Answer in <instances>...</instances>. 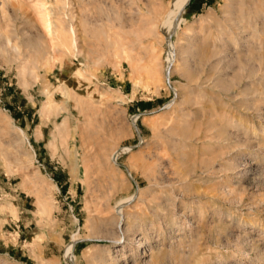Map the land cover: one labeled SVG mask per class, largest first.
<instances>
[{"label": "rangeland", "instance_id": "1", "mask_svg": "<svg viewBox=\"0 0 264 264\" xmlns=\"http://www.w3.org/2000/svg\"><path fill=\"white\" fill-rule=\"evenodd\" d=\"M0 264H264V0H0Z\"/></svg>", "mask_w": 264, "mask_h": 264}, {"label": "bare ground", "instance_id": "2", "mask_svg": "<svg viewBox=\"0 0 264 264\" xmlns=\"http://www.w3.org/2000/svg\"><path fill=\"white\" fill-rule=\"evenodd\" d=\"M239 18H240V17H239ZM46 21H47V20H46ZM240 21H242V18H240L239 20H237V22H240ZM234 22H235V21H234ZM231 23H232V22H231ZM234 24H235V23H234ZM240 24H241V23H240ZM235 25H236V24H235ZM238 25H239V24H238ZM241 26H242V25H241ZM47 27L49 28L48 25H47ZM238 27H239V26H238ZM238 27H237V28H238ZM48 28H47V29H48ZM241 28H243V27H241ZM241 28H240V29H241ZM238 29H239V28H238ZM48 30H49V29H48ZM46 31H47V30H46ZM48 32H49V31H48ZM217 33H218V32H217ZM223 35H224V34L221 33L219 37L223 38V37H224ZM225 35H226V34H225ZM229 38H230V37H229ZM224 39H226V38H224ZM230 40H231V39H230ZM214 41H215V40H214ZM227 41H228V40H227ZM234 43H235V42H234ZM225 44H226V42H225ZM213 46H214V45H213ZM214 48H215V47H214ZM192 51H193V50H190V51H189V54H190V55H191V54H194ZM208 53L210 54V52H208ZM211 53H212V52H211ZM212 54H213V53H212ZM212 54H211V55H212ZM196 55H197V54H196ZM216 55H217V54H216ZM188 56H189V55H188ZM205 56H206V55H205ZM203 57H204V56H203ZM212 57H213V56H212ZM212 57H211V59H212ZM216 57H217V56H216ZM216 57H215V58H216ZM205 59H207V61H210V60H211V59L209 60V55L206 56ZM188 63H189V62H188ZM212 76H213V75H212ZM218 82H220V80H219ZM197 95H198V94H197ZM198 98H199V97H198ZM63 124H64V123H63ZM60 125H61V124H60ZM66 125H67V122H66ZM66 125H63V126H66ZM59 127H62V126H59Z\"/></svg>", "mask_w": 264, "mask_h": 264}]
</instances>
